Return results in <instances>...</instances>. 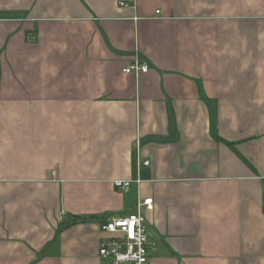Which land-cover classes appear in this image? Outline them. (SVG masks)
<instances>
[{
  "label": "crops",
  "instance_id": "0c3cea01",
  "mask_svg": "<svg viewBox=\"0 0 264 264\" xmlns=\"http://www.w3.org/2000/svg\"><path fill=\"white\" fill-rule=\"evenodd\" d=\"M145 197L149 264H264V0H0V264Z\"/></svg>",
  "mask_w": 264,
  "mask_h": 264
},
{
  "label": "built area",
  "instance_id": "2783aa9c",
  "mask_svg": "<svg viewBox=\"0 0 264 264\" xmlns=\"http://www.w3.org/2000/svg\"><path fill=\"white\" fill-rule=\"evenodd\" d=\"M149 66L137 57L123 69L124 73H146ZM143 164L147 165L148 161ZM140 180H115L114 185L127 191L130 185ZM154 209L151 197L139 198L133 212L125 215H110L100 223L104 234L99 241L98 258L101 264H149L155 242L150 238L146 225V212Z\"/></svg>",
  "mask_w": 264,
  "mask_h": 264
},
{
  "label": "trees",
  "instance_id": "16d2710c",
  "mask_svg": "<svg viewBox=\"0 0 264 264\" xmlns=\"http://www.w3.org/2000/svg\"><path fill=\"white\" fill-rule=\"evenodd\" d=\"M214 137L216 138V140H219L220 139V137L217 135V134H214ZM230 145H232V144H230ZM88 218V217H87ZM103 218V217H102ZM104 219V218H103ZM103 219H101V221L103 220ZM104 221V220H103ZM102 221V222H103Z\"/></svg>",
  "mask_w": 264,
  "mask_h": 264
}]
</instances>
